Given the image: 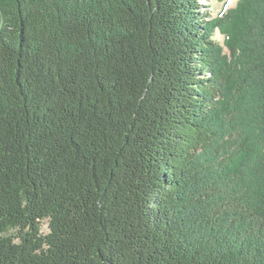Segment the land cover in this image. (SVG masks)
Listing matches in <instances>:
<instances>
[{"label":"trees","instance_id":"obj_1","mask_svg":"<svg viewBox=\"0 0 264 264\" xmlns=\"http://www.w3.org/2000/svg\"><path fill=\"white\" fill-rule=\"evenodd\" d=\"M203 1L0 0V264H264V0Z\"/></svg>","mask_w":264,"mask_h":264},{"label":"rangeland","instance_id":"obj_2","mask_svg":"<svg viewBox=\"0 0 264 264\" xmlns=\"http://www.w3.org/2000/svg\"><path fill=\"white\" fill-rule=\"evenodd\" d=\"M239 1L240 0H232V3L229 4L228 0H205L202 2V12L207 15V18L209 20L218 19L225 16L229 11L236 9ZM215 39L224 48V54L230 56L231 51L228 46H226V35L217 30L215 34ZM43 231H48L47 225H44Z\"/></svg>","mask_w":264,"mask_h":264},{"label":"snow or ice","instance_id":"obj_3","mask_svg":"<svg viewBox=\"0 0 264 264\" xmlns=\"http://www.w3.org/2000/svg\"><path fill=\"white\" fill-rule=\"evenodd\" d=\"M228 3L231 4L232 3V0H228Z\"/></svg>","mask_w":264,"mask_h":264}]
</instances>
